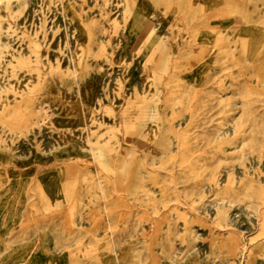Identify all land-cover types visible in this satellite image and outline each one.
I'll list each match as a JSON object with an SVG mask.
<instances>
[{
  "label": "rangeland",
  "instance_id": "1",
  "mask_svg": "<svg viewBox=\"0 0 264 264\" xmlns=\"http://www.w3.org/2000/svg\"><path fill=\"white\" fill-rule=\"evenodd\" d=\"M143 1L0 0V264H264V0Z\"/></svg>",
  "mask_w": 264,
  "mask_h": 264
},
{
  "label": "bare ground",
  "instance_id": "2",
  "mask_svg": "<svg viewBox=\"0 0 264 264\" xmlns=\"http://www.w3.org/2000/svg\"><path fill=\"white\" fill-rule=\"evenodd\" d=\"M34 1V0H33ZM46 1V0H45ZM110 1V0H109ZM40 2V1H39ZM89 2V1H88ZM93 2V1H92ZM112 2V1H111ZM32 5V4H31ZM113 5V4H112ZM111 5V6H112ZM77 8V7H76ZM99 8V7H98ZM97 8V9H98ZM147 8L145 1L143 0H139V2H137V4L134 7V15L129 23V26L126 29V33H127V37H129L130 40L135 39L136 36H138V34L144 29H147V23L145 22V16L143 15L145 13V9ZM59 9V8H58ZM96 9V8H95ZM114 9V8H113ZM31 10V9H30ZM28 10V11H30ZM52 11V10H51ZM117 11V10H116ZM94 12V11H93ZM26 14V13H25ZM31 14V13H30ZM97 15V14H96ZM30 16V15H29ZM28 16V17H29ZM22 18V17H21ZM31 18V16H30ZM52 18V17H51ZM29 19V18H28ZM60 19V18H59ZM68 19V18H67ZM153 20V19H151ZM20 21V20H19ZM63 21V20H62ZM54 22V21H53ZM58 22V21H57ZM68 24V23H67ZM156 24V23H155ZM71 25V24H70ZM64 26V24H63ZM71 27V26H70ZM73 27V26H72ZM72 31V30H71ZM120 32V31H119ZM62 33V32H61ZM263 31L261 30H257L256 28L249 26L246 30V34H247V38L249 40L250 43V47H249V56L251 57L252 61L257 64L260 61L259 53H258V45H257V41H259L260 37L262 36ZM100 35V34H99ZM40 36V35H39ZM103 36V35H102ZM101 38V37H100ZM57 39V38H56ZM65 40V39H64ZM51 44V43H50ZM15 45V44H14ZM22 45V44H21ZM121 49V48H120ZM42 50V48H41ZM53 54V53H52ZM70 54V53H68ZM51 55V54H50ZM54 55V54H53ZM67 56V55H66ZM53 57V56H52ZM128 57V56H127ZM68 59V58H67ZM46 61V59H45ZM90 61V60H89ZM14 62V61H13ZM71 63V62H70ZM94 63V62H93ZM62 65V64H61ZM63 66V65H62ZM72 66V65H71ZM18 67V66H17ZM111 69V68H110ZM114 69V68H113ZM116 69V68H115ZM123 70V69H122ZM17 71V70H16ZM26 71V70H25ZM139 72V71H138ZM120 74V73H119ZM121 77V76H120ZM255 78V77H254ZM87 79V78H86ZM7 80V79H6ZM10 81V80H9ZM141 81V80H140ZM110 82V81H109ZM124 82V81H123ZM139 82V81H138ZM83 83V82H82ZM226 84V83H225ZM110 85V84H109ZM128 89V88H127ZM131 89V88H130ZM100 90V89H99ZM129 90V89H128ZM163 90V89H162ZM10 96V95H9ZM199 99V98H198ZM90 100V99H89ZM121 100V99H120ZM118 101V99H117ZM186 102V101H185ZM77 104V103H76ZM46 105V104H45ZM258 106V105H257ZM38 107V106H37ZM122 107V105H121ZM177 108V107H176ZM46 109V108H45ZM59 110V109H58ZM49 111V110H48ZM261 111V110H260ZM82 112V111H81ZM109 114V113H108ZM190 114V113H189ZM48 115V114H47ZM101 115V114H100ZM99 115V116H100ZM119 115V114H118ZM106 118V117H105ZM104 118V119H105ZM41 119V118H40ZM82 119V118H81ZM107 119V118H106ZM108 120V119H107ZM182 120V119H181ZM230 120V119H229ZM184 121V120H183ZM41 122V121H40ZM111 122V121H110ZM176 122V121H175ZM121 125V124H120ZM123 125V123H122ZM46 127V126H45ZM91 127V125H90ZM233 128V127H232ZM224 129V128H222ZM221 131V130H220ZM9 133V132H8ZM45 134V133H44ZM43 135V134H42ZM46 137V136H45ZM217 137V136H216ZM22 138V137H21ZM41 138V137H40ZM172 139V137H171ZM24 140V139H23ZM25 141V140H24ZM44 141V140H43ZM42 141V142H43ZM48 141V140H47ZM55 141V140H54ZM45 143V142H44ZM19 145V143H18ZM43 145V144H42ZM174 145V144H173ZM89 147V146H88ZM173 147V146H172ZM171 147V148H172ZM46 148V147H45ZM23 149V148H22ZM26 149V148H25ZM20 151V150H19ZM25 152V151H24ZM19 153V152H18ZM23 153V152H22ZM27 153V152H26ZM28 154V153H27ZM144 156V155H143ZM63 159L64 160H69L71 158V153L70 152H65L63 154ZM116 158V163H115V178H116V183H122L125 181H128L130 179L131 176V169H132V155L127 152L124 149H121L115 156ZM146 158V157H145ZM50 159V158H49ZM258 159V157H257ZM146 160V159H145ZM176 161V160H175ZM257 161V160H256ZM246 163V162H245ZM256 163V162H255ZM53 166V165H52ZM253 167V166H252ZM151 169V168H150ZM251 170V169H250ZM218 176V175H217ZM238 178V177H237ZM260 179V178H259ZM236 183V181H235ZM189 186V185H187ZM174 187V186H173ZM114 189V187H112ZM176 188V187H175ZM185 188V187H184ZM156 189V188H155ZM174 189V188H172ZM184 193V192H183ZM42 195L44 198H46L49 202V205L52 204L53 199H54V191L53 189L50 188V186L48 185H43L42 188ZM118 195V194H117ZM158 195V194H157ZM174 199V197H173ZM205 201V200H204ZM222 202V201H221ZM186 204V203H184ZM217 204V203H216ZM228 204H232V203H228ZM174 205V204H173ZM204 205V204H203ZM215 205V204H214ZM213 205V206H214ZM162 206V205H161ZM212 206V205H211ZM209 206V207H211ZM159 207V206H158ZM236 207V206H235ZM242 207V206H241ZM162 208V207H161ZM166 208V207H165ZM239 208V207H238ZM151 209V208H150ZM233 209V208H232ZM240 209V208H239ZM142 210V209H140ZM152 210V209H151ZM203 210V209H202ZM211 210V209H210ZM242 210V209H241ZM241 210H239L241 212ZM247 210V209H246ZM258 211V210H257ZM231 212V211H230ZM229 212V213H230ZM249 213V211H248ZM233 215V214H232ZM240 215V214H239ZM231 216V215H230ZM235 216V215H234ZM236 218V217H235ZM250 219V218H249ZM210 221V220H209ZM239 221V220H238ZM180 222V221H179ZM228 222V221H227ZM234 222V221H233ZM237 223V222H235ZM233 225V223H232ZM217 227V226H215ZM240 228V227H239ZM139 229V228H138ZM228 229V228H227ZM236 230V229H235ZM242 237V236H241ZM247 241H245L246 243ZM243 243V242H242ZM248 244V243H247ZM198 245V244H197ZM195 245V246H197ZM245 245V244H244ZM243 246V245H242ZM248 247V246H247ZM246 247V248H247ZM182 248V247H181ZM180 248V249H181ZM184 248V247H183ZM249 248V247H248ZM179 249V248H178ZM177 250V249H176ZM244 250H246L244 248ZM243 250V251H244ZM242 251V250H241ZM178 252V251H177ZM240 253V252H239ZM56 254V253H55ZM177 254V253H176ZM241 254V253H240ZM57 256V255H55ZM172 256V255H171ZM243 256V255H242ZM245 257V256H244ZM171 258V257H170ZM173 258V257H172ZM244 259V258H243ZM167 260V259H166ZM242 260V259H241ZM168 261V260H167ZM244 261V260H243ZM264 261V260H263ZM242 262V261H241ZM257 263V262H256ZM244 264V263H243Z\"/></svg>",
  "mask_w": 264,
  "mask_h": 264
}]
</instances>
